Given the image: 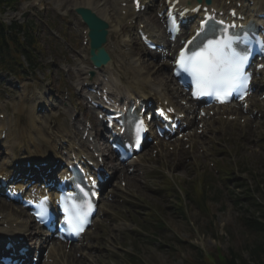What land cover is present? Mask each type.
I'll use <instances>...</instances> for the list:
<instances>
[{
    "label": "rangeland",
    "instance_id": "1",
    "mask_svg": "<svg viewBox=\"0 0 264 264\" xmlns=\"http://www.w3.org/2000/svg\"><path fill=\"white\" fill-rule=\"evenodd\" d=\"M88 1L25 0L18 11L9 10L4 15L7 23L13 17L23 20L26 15L36 19L39 9L45 7V26H48V20L54 21L53 30H50L54 38L47 37V29L43 25L39 29L41 45L45 52L42 58L48 65L47 69H39L20 80L6 74L0 75V107H8L10 115L14 117V128L27 126L28 110L21 115L15 114L16 106L12 100H23L27 106L30 100H35L33 92H38L36 96L42 93L45 97L50 96L51 102L60 104V100L66 95V83L73 91L66 107L58 105L59 111L55 115L47 114L48 116L41 117V120L47 133H51L62 124L61 121L65 122V116L71 118L67 111L71 110L70 102L78 99L76 90H73L77 78L74 75H64L63 68L72 66V63L76 69L79 67L77 63H85L88 57L78 37V31L73 26L78 25L79 20L73 7L77 3ZM35 3L40 4L39 9L34 8ZM123 27L127 32V28ZM50 31L48 30V33ZM131 38L130 34L128 39ZM73 49L76 52H73ZM77 52L80 57L76 55ZM114 58L119 60L116 55ZM146 60L150 58L147 57ZM156 69L158 67L154 70ZM162 71L167 72L165 68ZM162 71L160 76L164 75ZM81 101L83 103V100ZM87 115L94 116L90 113ZM34 116L30 115L29 121L33 120ZM221 126L222 133L209 136L213 141L208 147L202 148L205 152L201 153V149L186 154L182 152L178 163L175 158L170 161L172 178L179 184L185 196L187 190H194L199 184V178H204V175L209 177L206 188L209 191L207 195L210 196L207 202L210 210H200L186 197L185 214H182L178 209L176 193L172 190L165 191L161 180L151 179L148 175L149 170L155 166H165L168 159L165 156H153L150 152L145 153L138 166L134 167V175L123 173L122 176L127 178L128 185L124 190L122 187L118 189L115 201L106 204L107 217L101 220V228L93 233L84 251L81 250L82 254L87 255L78 258L75 252L72 256L60 258V264H128L131 257L135 258V264H204L203 256L218 250L226 255L233 251L239 255L241 261L250 262L251 249L261 243L263 237L247 229L242 220L261 218L264 214V119L256 132L224 123ZM63 132L65 130L61 131ZM11 135L13 133L9 131L8 137H12ZM43 136L47 138L45 131L43 135L36 137V141ZM39 143L37 142V145ZM152 156L155 159H152ZM193 193L190 194L192 197ZM9 211H12L9 206L0 202V218ZM152 212L163 223L162 228H155L151 224L144 228L140 223L147 221ZM153 223L159 224L156 221ZM3 231L5 233L6 230L0 232Z\"/></svg>",
    "mask_w": 264,
    "mask_h": 264
},
{
    "label": "snow or ice",
    "instance_id": "2",
    "mask_svg": "<svg viewBox=\"0 0 264 264\" xmlns=\"http://www.w3.org/2000/svg\"><path fill=\"white\" fill-rule=\"evenodd\" d=\"M219 23L223 25V21ZM231 27L234 26L224 27L221 34L212 39H200V34L197 33L196 37L187 41V45L191 47H182L175 57L174 75L187 73L191 76L194 97L214 96L219 102L224 103L232 93L245 86L247 55L236 47L239 37L231 32ZM208 29L212 32L216 30L215 25H208ZM142 129L144 121L140 120L136 129L138 138ZM82 195L84 200L79 203L73 197H67L71 204L63 207L65 223L77 235L84 231L93 208L87 199L90 193L83 192ZM44 199L46 201L47 197Z\"/></svg>",
    "mask_w": 264,
    "mask_h": 264
},
{
    "label": "bare ground",
    "instance_id": "3",
    "mask_svg": "<svg viewBox=\"0 0 264 264\" xmlns=\"http://www.w3.org/2000/svg\"><path fill=\"white\" fill-rule=\"evenodd\" d=\"M121 1L125 2L127 0H95L93 2V4H91L90 0H89L88 3L84 2L82 4H79V6H86V7H88V5L93 6V8L91 6H89V8H91L93 11H95L98 15H100L102 18H104L108 22V24H109V41H110L111 39L113 40L116 38V36L119 33L120 28L122 27L123 23L126 20V16H123L119 12L120 7L118 8V6H120L119 3ZM193 1H194V3H196V0H193ZM202 1L205 2V0H202ZM232 1L240 2L242 9L244 7H246L247 2H249V0H232ZM255 1H256V3L253 6H249L246 8V12H251L252 9H256V10H254V12H256V11L258 12L259 10L264 11V0H255ZM212 3L217 4L219 6H223V7L227 6L226 0H212ZM130 7L132 9V15H134L133 6L130 5ZM229 7H235V6L230 5ZM122 9H124V8H120V11ZM188 28H192V27L188 26ZM107 48H108V46H107ZM108 50L111 53L109 48H108ZM130 62H132L135 65L138 64L137 61H135L134 59ZM150 65L151 64H149V66ZM164 67L169 68V64L165 63ZM144 69L145 68H142V69H140V68L135 69L134 68L133 69V76L131 77V79L126 78V76H127L126 68L125 67H122V69L120 67L116 68L114 59L112 58V61L108 65H106L101 72L106 73V74L108 73V76L110 77V79L112 81V93L115 96V98H118L119 96H123V95H129L132 97H134L136 95H141V96L145 97L144 92H146L147 88H149L147 92L151 93L155 90L165 88V86L164 87L161 85L159 86L158 82L162 83V81H165L169 78H170V81L172 82V79L170 77L171 75L169 76L168 74L166 75L165 73H163L165 76L164 75L160 76V72H161L160 69H158V70L156 69L155 71H151V72L145 71ZM152 72H153V75L157 74V77L153 76V78H152L151 77ZM106 85H108V84H106ZM47 107H49L48 104L45 105V109ZM32 108H33L32 105L27 106L29 116L33 115L32 114V112H33ZM0 113H2V112H0ZM7 120H8L7 117H5V120L2 121V127H4V125L7 123ZM34 122L39 123V119H37L35 116H34L33 120H31V121L28 120V123H29L28 128L34 129L36 131V132H33L32 133L33 136L31 135L30 139H28V141L34 140V144H33L34 148L31 146L32 141L29 142L28 144L26 143L25 145H23L24 148L21 150L22 151L21 155H18V156H19V158L23 159V158L27 157L28 155H29L28 157H31L32 154H34V155L36 154V155H40V157H42L40 159H44V160L50 159L51 158L50 149H51V146L53 145L50 142L51 138L48 135H47V138H46V136L45 137L43 136L38 141L40 143L37 145L36 137L39 136V134L43 135V131H45V130H44L43 126H41V127L38 125L36 126ZM62 129L63 128L60 127V130H62ZM8 130L11 133H13V129L8 128ZM24 137H25V134L22 133V138L24 139ZM62 139L66 141V140H68V137H65ZM74 145H76L75 142L71 144V140H70L69 141V150H68L69 154L76 152L73 149ZM16 146L21 148L20 140H18V139H15V142H14L13 146H11V148H9L8 145L6 147L9 148L8 152L13 153ZM40 146H42V148H40ZM54 149L55 150L53 152H54L55 156H58V154L56 152V150L58 149L57 144H54ZM63 149L67 150L68 147H67V149L65 147H63L62 150ZM4 221H6L8 224L12 225V223L15 222V219H13V217H12V213H7L5 215ZM2 230H5V229L0 227V231H2ZM3 233H4V231H3ZM5 233H6V231H5Z\"/></svg>",
    "mask_w": 264,
    "mask_h": 264
},
{
    "label": "trees",
    "instance_id": "4",
    "mask_svg": "<svg viewBox=\"0 0 264 264\" xmlns=\"http://www.w3.org/2000/svg\"><path fill=\"white\" fill-rule=\"evenodd\" d=\"M6 1L9 0H0V5ZM21 30L22 28L20 26L13 24L11 27H8L0 21V58L2 59V64H5L8 56L12 58L11 61L13 60L14 63L18 64L17 61L20 54L25 52L24 49H22V47L25 46V43L20 41L19 36ZM32 41L33 38L30 35H27L26 44L29 45ZM4 53H7L8 55L4 56ZM201 196L202 200L199 196L197 197L196 202L198 203V206L201 207V209H206V207H204L206 203L205 198L202 194ZM242 221L249 230L253 231L254 233H259L263 237L262 242L251 249L250 262L244 260L241 261L239 255L233 251L227 255H224L218 250V256L215 258L216 264H251V262H254L255 264H264V214L261 218L243 219Z\"/></svg>",
    "mask_w": 264,
    "mask_h": 264
},
{
    "label": "water",
    "instance_id": "5",
    "mask_svg": "<svg viewBox=\"0 0 264 264\" xmlns=\"http://www.w3.org/2000/svg\"><path fill=\"white\" fill-rule=\"evenodd\" d=\"M79 12L83 14L86 21L89 23L91 27V38L93 42V60L97 65H101L106 62L108 59L107 54L104 52V49L101 48V44L106 40V27L107 25L101 21L98 17H96L91 11L87 9H80ZM98 48L100 51L99 56L95 55L94 49Z\"/></svg>",
    "mask_w": 264,
    "mask_h": 264
}]
</instances>
